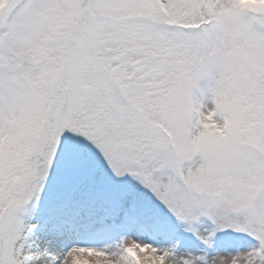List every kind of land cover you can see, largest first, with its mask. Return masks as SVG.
<instances>
[{
	"label": "snow or ice",
	"instance_id": "snow-or-ice-1",
	"mask_svg": "<svg viewBox=\"0 0 264 264\" xmlns=\"http://www.w3.org/2000/svg\"><path fill=\"white\" fill-rule=\"evenodd\" d=\"M0 264H264V0H0Z\"/></svg>",
	"mask_w": 264,
	"mask_h": 264
}]
</instances>
